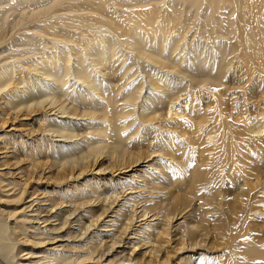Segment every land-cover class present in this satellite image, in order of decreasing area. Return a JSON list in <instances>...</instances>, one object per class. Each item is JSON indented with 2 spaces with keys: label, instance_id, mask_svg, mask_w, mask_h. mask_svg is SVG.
Masks as SVG:
<instances>
[{
  "label": "bare ground",
  "instance_id": "6f19581e",
  "mask_svg": "<svg viewBox=\"0 0 264 264\" xmlns=\"http://www.w3.org/2000/svg\"><path fill=\"white\" fill-rule=\"evenodd\" d=\"M241 81L244 89L253 90L252 104L232 99ZM1 92L10 116L2 123L10 128L2 137L7 159L21 148L60 180L74 176V167L80 168L79 177L91 166L133 173L103 183L96 176L83 179L74 191L65 186L52 190L48 216L40 207L16 205L27 192V184L22 185L12 197L15 205H0V264L102 260L103 238H114L111 250L118 245L119 235L108 228L127 232L136 217L137 209L128 211L133 205L144 203L143 218L150 208L169 203L183 207L182 213L194 201L202 208L197 217L214 213L209 206L222 205L217 179L223 168L232 166L245 179L264 163L259 139L264 126L252 121L254 108L264 102V0H0ZM33 107L38 112L25 116L34 117L38 127L25 140L15 133L13 122L20 117L14 113ZM206 126L208 135H216L212 146L204 138ZM105 158L110 165L102 163ZM7 172L5 181L15 189V174ZM157 174L166 181L167 197L155 201L149 196ZM125 181L131 192L109 210L104 230L90 234L106 212L96 215L89 205ZM240 198L244 201L227 205V211L238 212L237 220L218 215L209 220L211 230L203 222L181 229L186 240L181 237L182 248L176 245L175 254L190 248L193 255L176 264H264V224L250 223L252 198ZM80 210L96 220L86 224L84 216L71 218ZM54 211L57 224L50 220ZM147 222L133 234L144 245L152 243L149 253L158 257V244L168 242L163 237L169 229L152 231ZM213 231L221 239H202ZM49 241L51 248L44 246ZM137 254L135 262L121 258L117 263L142 264ZM162 257L169 262L170 257Z\"/></svg>",
  "mask_w": 264,
  "mask_h": 264
},
{
  "label": "rangeland",
  "instance_id": "374dc122",
  "mask_svg": "<svg viewBox=\"0 0 264 264\" xmlns=\"http://www.w3.org/2000/svg\"><path fill=\"white\" fill-rule=\"evenodd\" d=\"M18 75L19 74H17V76ZM235 92L236 93H235V95H233L232 99L237 98L236 102H246L248 104L253 103V99L251 97V93H253V90L250 93L249 88L244 89L243 81H241V85L236 88ZM238 93H239V95H238ZM234 96H236V97L234 98ZM4 97H5V93L1 92L0 93V149H1L0 150V152H1L0 153V159L3 161L0 162V164H1V169H4V171L3 170L0 171V173H3V175H0V177H2L4 179H0V180L5 181L8 179L9 176L6 177V175H5V174L9 173V172H7V170L11 171V172L13 171L15 174V176L13 177V180L18 184V187H16L14 189V187H11V188L8 187L7 182H9V181H5V183H1V181H0V201H1L0 205H3L4 208H10V206H13L14 199L12 197H15L16 195H18V193L21 192L19 189L21 188L22 185L27 184V187L25 189L27 192L25 193L23 200L19 201L16 205L17 206H23V205L29 206V205H31L33 207V210H36L37 208L40 207V209L42 211V216H44V215L48 216L46 211L50 210L51 206H54V205H52L53 202L51 200H52V197H54L53 194H55V193H52V190L58 192L59 189H61V187L65 186V187H68L70 190L74 191L75 190L74 188H76V185L81 183L83 179H89V178H91V177L93 178L95 176H96V178L98 177V180L96 179L97 182L101 183L102 181L106 182L107 180H110V179H115V180H117L119 178L125 179V177L132 175L133 172L124 173V171H123L120 173V171H118V170L116 171L115 169H113V170L108 169V170H105V172L104 171L100 172L96 168V166L95 167L91 166V168H89V167L87 168V170H86L87 172L84 170L83 174H81L82 176L80 175V177H79L78 175L80 173L79 172L80 168L74 167V168L70 169V170L75 169L74 172L72 171L75 174L74 176H66L65 180H60V178L58 177L59 174H56L53 170H51V171L48 170L46 168V166H44L45 163L44 164L41 163L42 166H39L37 164V162L34 161V160H38V157H35L33 155H29L26 157L25 156L26 154H24V152H22L21 148L18 149V151H15V153H14L15 155L12 159H10V160L7 159V157H6L7 151H6V148L4 146L6 140H5V138L3 140L2 137L4 136L3 133L7 132L10 128H2V125H3L2 123L7 122L6 119H8L10 116H8L9 110H8V107L6 108V106H5L6 102L4 100ZM224 97L226 98V96H224ZM226 101H227V99H226ZM227 103H228V101H227ZM229 103H231V101ZM178 108L185 109L184 106L181 104L178 105ZM254 109H255V111H254V114L252 115L253 118L250 117L251 115H249V114H245V117H248L249 120H250V118H252V121H258L259 123H261V125L264 126V102L261 104V106H258L257 108H254ZM35 110H36V112H38L37 110H39V107L29 108V110L21 109L19 112L16 111L15 112L16 114L14 113V115L19 116L21 119L19 118V120L18 121L15 120V122H13L12 120H8V121H10L9 124H11V121H12L13 124L16 126L15 128H17V132H15V133L17 135H19L20 133L24 134L23 137L25 140L32 138V136L34 135L32 132L36 131V128L38 127L37 122L33 120L34 117L32 118V116H25V115H31V113L35 112ZM241 110H243V109H241ZM23 111H24V113H23ZM17 113H19V114H17ZM40 113L41 112L37 113V115H40ZM169 120H171V119H169ZM21 121L23 122V125H22ZM20 124H21V126H20ZM6 127H7V125H6ZM1 128H2V130H1ZM206 128H207V126L203 128L204 138L207 142L206 144L209 146H212L215 143L216 135H208ZM259 139L262 140L263 143H261V144L264 145V128H263V132L261 133V136L259 137ZM28 141H31V140H28ZM1 157H3V158H1ZM15 157H17V158H15ZM45 160L46 159L41 160V162H43ZM153 160H154V158L150 161V163L141 164L142 166L139 169H143L145 167H148L150 164H152ZM10 161L13 165L9 163ZM84 163H86V162H84ZM102 163L105 165L111 164V162L107 158H105ZM6 164H8V165L10 164L9 169H8V166H6ZM2 167H4V168H2ZM65 168L67 169V166ZM257 169L251 170L249 175L247 174L248 177L244 179V177H242L241 175H239L238 173H236L234 171V167L226 165L223 168V170L221 171L222 173L219 175V177L217 179V187H218V189H220L219 192H221L222 205H220L218 207L216 205L209 206V207H211L212 211H216L214 213H210V214L205 213L203 215L198 214V217H197L196 212L201 211L202 208L200 210V205H198L196 203V201H194L191 205H187V207L184 209V211H181L182 213H180L179 211L182 210L183 207H176V206H173V204L169 203V205H164L165 210L157 208V207H155V210H152V208H150L149 213H148L149 215L143 218V217H141V215H142V211L145 208H141V207L144 206V203H140L139 205H133L131 209H128V211L134 213L133 211H135V209H137V211H135L136 217L133 218V224H132V226H130V228L128 229L127 232L120 234L119 232L115 231L114 227L108 228L111 230L112 233L119 235V237L117 239L118 245L116 247H114L113 250H111L112 248L110 247L109 244H111L113 242L114 238H109V239L103 238V242L100 243V253L105 254L103 259L98 260V257H97L95 259V261L93 260L94 262L92 260H90L91 262L86 261L83 264H118L117 260H119L121 258L127 259V260H129L131 258L134 260L135 254H137V253H139L137 255H140V257L143 258L142 264H176V262H179V260L182 259L183 257L193 255V252L190 248L185 249L184 252H181L178 255L175 254V250H176L175 246L176 245L178 246L177 248H179V249L182 248V246L179 245V243L183 240V238H181V237H184V240H186V237L184 236L185 232H182L181 229L184 228L187 225V223H189V224L194 223V224L199 225L200 222H203V223H205L206 227L207 228L209 227V230H211V228H213V226H212V222H209V220L212 217H216L218 215H220V216L225 215L230 219L237 220L239 218L238 212L235 211L232 207H231V211H227V205H229L232 202V200L236 201L237 199H239V200L244 201V199H242L240 197L246 196V195L251 196V198H252L250 200V202H251L250 205H252L251 208L253 210L251 212V215L249 216L250 223L254 224L256 227L263 225L264 224V163H262V166H260ZM5 172H7V173H5ZM154 172L156 173V171H154ZM65 174L67 175V173H62V175H65ZM160 177L161 176H159L157 174V178L155 179V182L150 186L152 188V190L150 192L149 198L153 199L155 201L158 198L167 197L165 189L163 188V185H162V183L164 184L166 181H164V180L161 181ZM159 181H161V182H159ZM126 186H127V181H125L122 184H117L112 189L107 190L108 192L104 191L105 193L103 192V194H100L99 201L101 199H105V202L109 201L108 204H112V205H108V204L104 203V201H100V202L97 201V202H95L94 205H89V208L92 209L93 212L96 213V215H99L102 212H104V209L106 212L105 215L98 220V222L95 221V223H96V224H94L95 226H93L91 229L88 230L90 234L96 232L97 230H101L102 229L101 226L104 225L106 221L111 219V218H106V216L109 214L108 212H111L109 210H111V208L113 209L117 206L119 207L121 204L120 201L121 200L123 201L124 198L127 195H129L131 190H127ZM55 188H56V190H55ZM173 190L176 192V194H180L177 192V190H175V189H173ZM45 191L46 192L51 191L50 193L52 196L50 194L45 195ZM136 192L137 191H132V193H133L132 195L137 194ZM165 202H167V201H165ZM165 202H164V204H166ZM102 203H104V204H102ZM174 205H176V204H174ZM224 205H226V206H224ZM151 207H154V205H151ZM77 208L79 209V206H77ZM67 209L68 210H72V209L74 210L75 208H67ZM55 211L51 212L50 220L52 222H54V224H57V222H55L53 220L54 219L53 217L55 216ZM83 213L84 212H82V210H80V211L75 213L77 216L75 215L74 217H71V218L77 219L79 216L82 217V216H84ZM109 216H111V214H109ZM220 216H218V217H220ZM137 217H139V218H137ZM95 218L90 219L87 216H84L83 222L86 224H89L90 221L94 220ZM169 219H171L170 220L171 224L167 225V222L169 224ZM146 220H148L147 224H150L149 228H147V229H150L152 231L158 230V229L160 231H162L164 228L167 229V227L169 229L168 230L169 231L168 237H163V239H166V241H168V242L158 244L159 246L162 247V253L158 257L153 256L149 253V249H150V246L152 245V243L148 244V246L144 245V242L139 240V238L133 234L134 232H136L137 228L139 230V228L142 227L141 224H144L146 222ZM64 230H67V229H64ZM102 230H104V228ZM67 231H69V230H67ZM63 233H65V231H62V234ZM217 233L218 232L213 231V232H211L210 236H208L207 238H202V239H205L207 242L210 241V243H211V241L219 238V237H217L218 236ZM103 234H105V232H103ZM219 239H221V238H219ZM52 243H53L52 241H49L44 246H46L47 248H51ZM60 243H63L64 245L67 244V242H60ZM73 243L78 244L77 242H73ZM59 245H61V244H59ZM203 245H204V243H203ZM28 246H31V244L29 243ZM118 246H122V247H118ZM42 250H44V249L42 248ZM197 250H200L198 252H201V250H203V249H197ZM133 251H134V253H133ZM140 251H142V252H140ZM119 252L121 253V254H119L120 257H116V253H119ZM162 255L170 257L169 262H167L164 259H161V258H164V257H162ZM216 255H222V252L215 253L214 256H216ZM41 258H45V257H43V254H41ZM36 260H38V259H32V261H36ZM113 260H115V261H113ZM41 262H42V264H47L46 260L40 261L39 264H41ZM107 262H109V263H107ZM134 262H135V260H134ZM125 264H133V262L132 263L125 262Z\"/></svg>",
  "mask_w": 264,
  "mask_h": 264
}]
</instances>
